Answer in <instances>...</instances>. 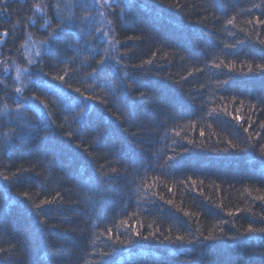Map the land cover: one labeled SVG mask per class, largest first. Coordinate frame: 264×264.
Instances as JSON below:
<instances>
[{"label": "trees", "instance_id": "1", "mask_svg": "<svg viewBox=\"0 0 264 264\" xmlns=\"http://www.w3.org/2000/svg\"><path fill=\"white\" fill-rule=\"evenodd\" d=\"M112 9L0 0V264H264V233L248 231L264 228V0ZM61 16L75 23L44 51ZM105 49L115 60L98 68ZM45 197L62 203L41 224L32 202Z\"/></svg>", "mask_w": 264, "mask_h": 264}, {"label": "snow or ice", "instance_id": "2", "mask_svg": "<svg viewBox=\"0 0 264 264\" xmlns=\"http://www.w3.org/2000/svg\"><path fill=\"white\" fill-rule=\"evenodd\" d=\"M65 2L67 3L68 0H65ZM4 3L6 4L7 3V0H4ZM94 3L97 4V5H99L100 9L108 8L109 10H113L112 9V0H94ZM55 7H56V10H57V13L59 14V12H60V4L57 3ZM254 7L259 8L261 6L259 4H256V5H254ZM34 8H35V11L36 12H40V13L43 12V8H41L39 4H36L34 6ZM84 8H85V11H88L89 6L88 5H84ZM98 14L100 16H104L105 15V13L103 11H99ZM90 15H91V13L89 12L88 13V16H81L80 19L82 21L87 20V19H89ZM234 20H235V17L229 19L227 21V23L228 24H233L234 23ZM32 22L34 23L35 21L33 20ZM58 23H59V32H57V31L50 32L49 35H48L47 40H43V41L40 42V48L43 49L44 51H47V46H50L51 42L54 41L55 39H57L60 33H64V32L71 31L72 25L75 23V18H74V16H68L66 18L61 16L60 19H59V21H58ZM109 23H111V21H109ZM249 23H251V21H249ZM256 23L264 24V21H261L259 18H257ZM44 27L45 28H49L50 27V23L47 20L45 21ZM97 31H102V30L98 29ZM3 35L6 36L7 35V31H5L3 33ZM103 35L105 37H107L109 34L107 32H104ZM109 43H110V41H109ZM261 43H264V41H261ZM97 54L98 55H101V53H97ZM35 55L36 56H41V50L38 49L36 51ZM102 55H103L104 58L100 59L97 62V67L98 68L99 67H102L105 64V60L106 59H113V60H115V57H110L109 56V50L108 49H105L104 52L102 53ZM83 59L86 61L88 59V57H84ZM32 62L33 61L29 60V63L30 64ZM65 63L67 65V64L72 63V61H66ZM146 63L151 64L152 61L151 60H148ZM217 67H219V65H217ZM256 69L258 71H260V72H264V65H256ZM95 70L96 69H94L93 71H95ZM4 71L7 72L8 69L5 68ZM25 71H28V70L25 69ZM248 71L249 72H252L253 71V68L251 66H249ZM66 74L67 73L65 72V75ZM16 79L18 81L20 80V73L19 72H17ZM54 79H58L60 81H63L64 80V75L56 76V77H54ZM25 87H26V85H24L23 82L21 81L20 86L19 87H16L15 88V91L18 94H22ZM50 91H51V89H50ZM76 91L79 92L80 90L79 89H76ZM81 96H83V93H81ZM36 99L39 100V97H36ZM85 99H93V97H86ZM41 103H43V102H41ZM22 107H23V105H19L18 104L17 105V108H16V111L19 112ZM47 107H48V105L47 104H44L43 109L41 110V114L42 115H46L49 118V124H54V121L51 120L52 113L45 111L47 109ZM5 108H7V105H5ZM87 108H88V105L85 104V103H83V102L77 104V109H78V111H77V117L79 118V121L80 122H84L85 126H86V120L84 118H85V113H86ZM0 111H3V110H0ZM237 119H240V118L237 117ZM95 131H96V136L94 137V140H98L100 138V136L102 135V133L98 129L95 130ZM5 135H7V133ZM71 135H72L71 133H68V136L69 137H71ZM201 135H203V133H201ZM228 144L231 147H233V148H236L237 147L236 145L232 144V141H228ZM76 147L79 148L80 145H77ZM239 150L240 151H247V149H239ZM260 152H261L262 155H264V146H262L260 148ZM115 163H118V161L115 162ZM109 167H110V172L105 171L103 166H101L100 171H101V173H102V175H103L104 178L112 179V178H114L113 174H115V173L118 172V168L111 161L109 162ZM3 179L4 180H8L9 177L4 176ZM193 183H195V181H193ZM21 195L23 197H25L26 199H28L29 201L32 200V197L29 195V193L27 191L22 192ZM258 198L261 199V200H264V196H261V197H258ZM32 203H33V207L36 209V212H34L33 214L37 217V222L43 224V223H46V222L45 221H40L39 220V216L41 214L47 215V212H45V206H50V205H53V204H56V203H62V201L61 200H58L57 197H53L52 199H48L47 197H45L40 203H35L34 201ZM169 203H171V201H169ZM108 231L111 232V229H108ZM248 231L249 232L259 231L261 233H264V228L255 229V228H252L250 226L249 229H248ZM135 235L136 236H140V232L137 231L135 233ZM150 235H155V233H150ZM143 238L144 239H147L148 237H143ZM231 238L232 239H235V237H231ZM166 239L171 240V237H166ZM175 239L177 241H181V242H183L185 240H187L188 243H192L193 242L190 238H187V237H185L183 235H178V236L175 237ZM205 239L211 241V240L217 239V237L215 235H209V236L205 237ZM117 240L120 243H123L122 240H119V237H117ZM129 243H131V241H129ZM10 251H11V249L0 248V253L8 254ZM104 255H107V253H104Z\"/></svg>", "mask_w": 264, "mask_h": 264}, {"label": "rangeland", "instance_id": "3", "mask_svg": "<svg viewBox=\"0 0 264 264\" xmlns=\"http://www.w3.org/2000/svg\"><path fill=\"white\" fill-rule=\"evenodd\" d=\"M101 10L105 13L107 8H103ZM39 15H41V14H39ZM4 69H5V67L3 66V64H0V73L5 72Z\"/></svg>", "mask_w": 264, "mask_h": 264}]
</instances>
